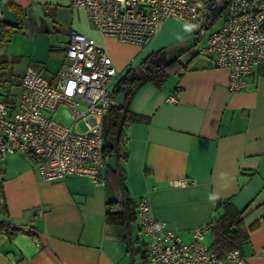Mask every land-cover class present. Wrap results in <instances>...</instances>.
I'll return each instance as SVG.
<instances>
[{
  "label": "crops",
  "instance_id": "obj_1",
  "mask_svg": "<svg viewBox=\"0 0 264 264\" xmlns=\"http://www.w3.org/2000/svg\"><path fill=\"white\" fill-rule=\"evenodd\" d=\"M0 23L14 28L0 44V93L10 105L27 69L57 80L72 31L103 47L120 77L149 54L164 48L171 58L193 39V23L176 18L143 47L102 36L70 0H0ZM177 62L176 73L161 84L146 81L129 102L138 117L125 124L129 195L133 202L148 196L154 217L184 242L229 205L251 227L239 249L245 264H264V69L232 92L229 71L215 67L213 55L187 51ZM33 160L20 153L0 159V264H145L147 239L136 219L129 229L105 220L106 172L99 185L84 176L45 181ZM182 178L187 185H170ZM205 242L213 248L212 230Z\"/></svg>",
  "mask_w": 264,
  "mask_h": 264
},
{
  "label": "built area",
  "instance_id": "obj_2",
  "mask_svg": "<svg viewBox=\"0 0 264 264\" xmlns=\"http://www.w3.org/2000/svg\"><path fill=\"white\" fill-rule=\"evenodd\" d=\"M70 4L84 9L102 36L141 47L166 19L194 23L199 18L197 0H70ZM199 43L198 56L211 54L215 67L229 71L228 89L245 90L248 76L259 67L264 69V0H229L224 19ZM65 57L68 61L55 82L27 69L14 105L0 93V159L29 154L34 170L45 181L84 176L93 184H103L109 157L102 151V119L116 102L112 91L120 73L103 47L77 31L70 33ZM62 106L65 109L59 112ZM57 112L60 118L54 119L52 114ZM64 118L69 124L62 123ZM80 121L85 122V131L78 129ZM187 184L186 178L170 182L171 186ZM134 210L147 239L145 264L246 263L239 249L218 256L205 242L215 213L193 229L191 241L184 242L165 221L154 217L148 196L136 199Z\"/></svg>",
  "mask_w": 264,
  "mask_h": 264
},
{
  "label": "trees",
  "instance_id": "obj_3",
  "mask_svg": "<svg viewBox=\"0 0 264 264\" xmlns=\"http://www.w3.org/2000/svg\"><path fill=\"white\" fill-rule=\"evenodd\" d=\"M228 2L229 0H224L223 6L219 7L216 5V0H197L199 18L193 23L192 44L171 58H166L164 48L149 54L138 66L127 68L113 87L112 95L116 102L105 112L101 127L102 151L113 163L110 165L109 162L105 170L112 192V198L106 204V222L123 225L129 229L136 219L134 202L127 190L126 175L122 167L123 161L127 158L125 124L138 119L129 111L130 100L146 81L156 77L160 79L158 84H161L171 73H176L182 67L177 62L178 58L198 44L209 28L217 27L221 23L226 15ZM13 32L14 28L0 23V44ZM203 32L204 35H202ZM196 56H198L197 52L192 54V58ZM222 208L223 211L212 229L213 250L218 256H223L234 249H240L247 241L248 230L251 228L244 226L238 212L229 205H223Z\"/></svg>",
  "mask_w": 264,
  "mask_h": 264
},
{
  "label": "rangeland",
  "instance_id": "obj_4",
  "mask_svg": "<svg viewBox=\"0 0 264 264\" xmlns=\"http://www.w3.org/2000/svg\"><path fill=\"white\" fill-rule=\"evenodd\" d=\"M223 1H224V0H216V3H218L219 6H221V5H223ZM215 28H216V27L209 28L207 32H210L211 30H214ZM199 44H200V43H198V44L192 46L191 49H190L188 52H189L190 54L195 53V52L197 51V49H198ZM138 65H139V64H137V65H135V66H133V67H136V66H138ZM13 91H14V93H16V94H18V92H19V90H18L17 87H16V88H13ZM12 94H13V93H12ZM53 118H54V119H59V118H60L58 112L55 113V114L53 115ZM62 123H64V124H69V120L66 119V118H64V120L62 121ZM78 129H79V130H82V131H85V130H86V125H85V122H84V121H80V122L78 123Z\"/></svg>",
  "mask_w": 264,
  "mask_h": 264
}]
</instances>
